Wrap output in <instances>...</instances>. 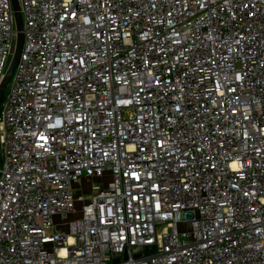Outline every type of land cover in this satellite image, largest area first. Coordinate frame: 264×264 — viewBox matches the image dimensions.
I'll return each mask as SVG.
<instances>
[{
    "label": "built area",
    "instance_id": "1",
    "mask_svg": "<svg viewBox=\"0 0 264 264\" xmlns=\"http://www.w3.org/2000/svg\"><path fill=\"white\" fill-rule=\"evenodd\" d=\"M18 3L0 264H264V0Z\"/></svg>",
    "mask_w": 264,
    "mask_h": 264
},
{
    "label": "water",
    "instance_id": "2",
    "mask_svg": "<svg viewBox=\"0 0 264 264\" xmlns=\"http://www.w3.org/2000/svg\"><path fill=\"white\" fill-rule=\"evenodd\" d=\"M11 3H12V9L14 13V20H15V27H16V39H15V47H14L13 55L7 66L4 77L0 83V101H1L4 89L8 85L10 78L12 76L13 70L17 64L20 50H21V45H22V28H23L22 13L20 11L18 0H11ZM1 161H2V149H1V144H0V167H1Z\"/></svg>",
    "mask_w": 264,
    "mask_h": 264
},
{
    "label": "rangeland",
    "instance_id": "3",
    "mask_svg": "<svg viewBox=\"0 0 264 264\" xmlns=\"http://www.w3.org/2000/svg\"><path fill=\"white\" fill-rule=\"evenodd\" d=\"M102 180H103V184H106V182L109 180L108 175H105ZM87 186H88V184H86L85 190L83 191L84 194H88V188H87ZM79 207H80L79 204H76L75 205L76 210H79ZM79 214H80L79 211L78 212L76 211L75 213H69L67 215V217H66V221L77 219L79 217ZM188 226L189 225H187V224H182L181 225V228L188 229ZM64 228L67 229L66 226H64Z\"/></svg>",
    "mask_w": 264,
    "mask_h": 264
}]
</instances>
